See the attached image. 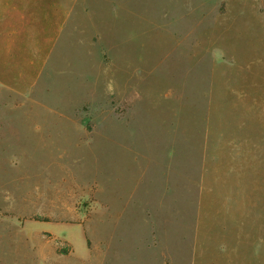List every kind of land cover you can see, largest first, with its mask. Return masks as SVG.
<instances>
[{
  "label": "rangeland",
  "instance_id": "rangeland-1",
  "mask_svg": "<svg viewBox=\"0 0 264 264\" xmlns=\"http://www.w3.org/2000/svg\"><path fill=\"white\" fill-rule=\"evenodd\" d=\"M227 210L264 231V0H0V264H194Z\"/></svg>",
  "mask_w": 264,
  "mask_h": 264
},
{
  "label": "crops",
  "instance_id": "crops-1",
  "mask_svg": "<svg viewBox=\"0 0 264 264\" xmlns=\"http://www.w3.org/2000/svg\"><path fill=\"white\" fill-rule=\"evenodd\" d=\"M229 144L228 141L225 144H217L213 149L214 152L221 154L218 156V161L224 163L225 167L221 171H215L212 165L203 174L204 186L205 183L210 185L219 180V184L224 186L227 193L231 182H235L236 179L233 166L236 159V146ZM222 212L224 220L221 224L210 222L204 212L199 216L195 235L194 264H249L251 262L264 264V231L252 226L236 225L232 220L230 223V218L233 219L236 215L230 216L229 210ZM256 243L261 247L258 254L253 251Z\"/></svg>",
  "mask_w": 264,
  "mask_h": 264
}]
</instances>
